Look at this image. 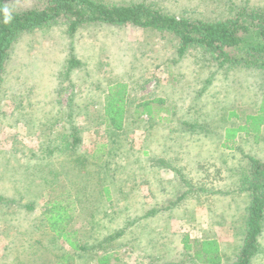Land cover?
<instances>
[{
    "label": "rangeland",
    "instance_id": "obj_1",
    "mask_svg": "<svg viewBox=\"0 0 264 264\" xmlns=\"http://www.w3.org/2000/svg\"><path fill=\"white\" fill-rule=\"evenodd\" d=\"M99 1L204 21L264 13V0ZM178 48L167 33L104 24L72 37L55 25L14 45L0 91V264H99L106 254L109 264H199L186 236L219 241L222 264L235 262L251 202L241 174L249 158L264 162V123L229 141L228 132L264 115V69L220 68ZM117 84L127 86L126 114L114 133L104 105ZM154 101L153 116L143 114ZM54 197L68 203V230L86 251L49 231ZM260 243L252 264H264V231Z\"/></svg>",
    "mask_w": 264,
    "mask_h": 264
},
{
    "label": "trees",
    "instance_id": "obj_2",
    "mask_svg": "<svg viewBox=\"0 0 264 264\" xmlns=\"http://www.w3.org/2000/svg\"><path fill=\"white\" fill-rule=\"evenodd\" d=\"M94 24L133 25L161 34H170L179 42L178 51L181 56L189 50L198 49L210 55L220 68L244 66L264 69V13L249 12L245 9L234 18L204 21L170 16L145 4L111 5L99 0H42L39 5L24 9L12 8L8 0H0V91L6 63L14 45L23 35L63 25L72 37L82 28ZM78 65L79 62L75 59L69 62L71 69ZM126 93L127 86L124 84L110 86L108 89L104 114L114 133L124 129ZM153 103L157 101L142 104L143 114L153 116ZM263 123L264 115L249 117L248 126L228 132L231 135L228 141L237 132H259ZM70 138L73 140L71 149L81 143L75 131ZM100 152L101 149L93 157L94 160ZM248 160L249 168L241 177L242 187L249 193L251 202L244 242L233 264H252L253 259L261 252L260 238L264 231V162L253 158ZM103 191L110 199V188L103 187ZM3 201L0 197V203ZM67 205L64 200L55 197L49 200L43 213L46 225L51 233L73 250L86 251L79 241L74 240L76 232L68 230L70 216ZM183 245L187 253L193 254L194 263L222 264L221 247L216 240L192 242L191 238L186 236ZM111 257L106 254L98 258V263L109 264ZM67 260L66 258L64 263L58 264H66Z\"/></svg>",
    "mask_w": 264,
    "mask_h": 264
},
{
    "label": "crops",
    "instance_id": "obj_3",
    "mask_svg": "<svg viewBox=\"0 0 264 264\" xmlns=\"http://www.w3.org/2000/svg\"><path fill=\"white\" fill-rule=\"evenodd\" d=\"M214 240V239H213ZM218 243H219V245H220V247H221V254H222V245L220 244V242L219 241H217Z\"/></svg>",
    "mask_w": 264,
    "mask_h": 264
},
{
    "label": "clouds",
    "instance_id": "obj_4",
    "mask_svg": "<svg viewBox=\"0 0 264 264\" xmlns=\"http://www.w3.org/2000/svg\"><path fill=\"white\" fill-rule=\"evenodd\" d=\"M10 19H11V17L8 18V20H10ZM6 22H7V21H6Z\"/></svg>",
    "mask_w": 264,
    "mask_h": 264
}]
</instances>
